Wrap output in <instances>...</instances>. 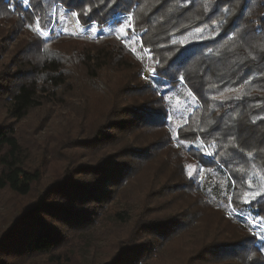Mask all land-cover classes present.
Here are the masks:
<instances>
[{
	"label": "trees",
	"instance_id": "1",
	"mask_svg": "<svg viewBox=\"0 0 264 264\" xmlns=\"http://www.w3.org/2000/svg\"><path fill=\"white\" fill-rule=\"evenodd\" d=\"M30 1L40 19L46 17L49 7L54 3L63 2L77 9L79 13H87V15H81L85 22L97 21L100 24H108L112 32L115 27H123L127 24V19L117 18L119 15L133 13L135 32L143 37L150 52L163 54L164 62H160L161 66L156 69L157 73L154 71L158 77L153 78L166 81L171 87L179 84L192 97H195V103L198 102L195 116L201 115L203 119L212 113L216 115L217 110L214 107L211 110L210 104L215 106L214 98L220 94L219 88L233 86L237 92L241 93L242 100L235 105H242L244 108L241 110L245 115L236 120V126L234 128L231 126V129L222 115L219 116L216 124V129L223 127L234 136V138L231 136L233 147H229L227 153L229 156L219 159V155H205L203 156L206 158L205 164L211 162L212 166H217V170L226 176V171H232L237 163L250 165L254 162L255 156L264 154V129H260L261 126L264 128V120L253 119L256 109L260 107L261 110L264 105V0H255L256 3L254 0H240L239 4H237L239 0H234L231 1L232 5L224 2L211 12H205L206 8L199 6L196 9L200 17L202 16L201 19L206 22L204 26L209 25L219 34L215 39L209 40L210 42L188 46L169 44L168 35H166L167 24L190 9H194L191 5L194 1H200L202 5L204 0H192L189 4L180 3L179 0L174 3L172 0H151L152 3L149 8L147 7V11L145 0ZM11 5V0H0V8L8 16H14L16 13L12 11ZM18 9L24 10L22 5H19ZM23 12L24 15H18L17 20L21 25L25 19L30 20L28 11ZM167 14L171 16L167 18ZM103 38L102 41L116 40L113 34H105ZM117 40L120 39L117 37ZM134 42L139 45L137 38H134ZM162 42L164 45L157 48L156 45ZM112 48V51H100L97 54L98 58L94 61L99 64L101 61L100 65H102V61L108 63L117 59L122 60L123 55L133 59L134 53L127 50L122 43L117 41ZM207 48L210 49V54L205 53ZM18 50L20 51V48ZM88 67L91 69L90 63ZM61 68L57 59L45 61L40 65L34 64L32 71L36 72L37 76L31 81H21L12 92H9L10 97L6 105L8 116L18 122L23 120L29 115L31 109L44 104V95L68 84V78ZM181 77H184L183 81ZM3 86L0 83V88ZM151 91L158 93V90L153 88ZM255 103L260 104L254 106ZM229 107L225 110L227 111ZM168 114V110L164 114L159 112L145 114L131 107L121 118L105 123L102 129H98L99 141L105 139L116 143V137H112L111 134L112 130L127 131L136 126L138 121H141V125H146L148 120L164 122ZM223 133H225L224 137L228 135L225 131ZM193 149L199 152L202 150L205 154L204 147L197 149L193 146ZM23 150L17 128L13 125L0 127V195L9 192L12 196L23 200L11 213L9 211L5 220L0 221V229L4 228L0 235V264L18 263L13 259L24 253L28 254L27 259L30 256H46L52 264L72 263L75 252L73 247L80 242V239L86 238L96 227L104 228L102 227L104 208L119 184H123L126 180L125 175L121 176V174L122 167L125 170L128 165H119L117 169H106L101 159L99 164H94L92 167L76 164L72 166L69 173L64 167L62 173H67L66 176L42 186L48 174L46 167L30 164ZM249 152L253 154V157L247 155ZM120 157L131 160L133 155L123 153ZM104 170L108 172V175L104 176ZM112 170H114L113 174ZM172 173L173 171H169L166 177L167 201L164 210H167L168 214H163L162 218L146 217L141 212L146 206L145 203L141 204V210L138 208L132 210L133 207H131L118 210L114 214L115 220L125 224L129 231L123 238L112 240L111 249L116 252L106 264L159 263L160 255L165 250L178 251L179 248L174 243L179 237L186 239L189 254L183 264H264V245L260 244L259 237L244 227L239 220L240 217L228 216L222 209L221 203H229L228 199L233 188L228 178L225 195L224 192H217L218 186L212 192L213 194L198 189L195 192L197 197L195 203L189 202L183 207L181 204L184 198L183 191H186L187 197L194 193L188 187L184 189L179 186V182H173L170 179ZM72 174L83 177L82 181H74ZM84 177L89 180L86 182ZM118 177L119 184L111 190V185L116 184ZM237 179L239 180L236 178V181ZM237 187L239 184L236 186L235 194L233 193L232 202L241 207L242 205H239L236 200ZM35 191H38V194L34 193ZM56 193L61 194L62 197L59 198L65 197L71 200L68 202H75L77 205L72 207L74 203H70L64 206L52 201L51 198ZM213 195L217 196L214 200L211 199ZM253 203L252 208L246 211L264 223V197L259 204ZM170 209L172 211H169ZM41 213L44 216L61 219L60 225L66 226L68 221L69 229L61 233V229L48 227L46 224L48 221L41 218ZM113 229L111 227L102 231L103 238L110 235ZM194 229L199 231L202 239L197 236V232L194 233ZM210 229L211 235H209ZM8 258H13L11 259L13 261Z\"/></svg>",
	"mask_w": 264,
	"mask_h": 264
},
{
	"label": "rangeland",
	"instance_id": "2",
	"mask_svg": "<svg viewBox=\"0 0 264 264\" xmlns=\"http://www.w3.org/2000/svg\"><path fill=\"white\" fill-rule=\"evenodd\" d=\"M11 1V9L16 12L14 16L6 15L0 8V83L4 85L0 88V127L10 125L16 127L23 144L24 156L28 158L27 161L30 164L46 167L48 174L42 186L54 179L66 176L67 173H62L64 167L69 173L72 166L76 164L92 167L94 164H99L101 159L106 169L128 165L125 170L122 167L121 176L124 174L126 177L124 183L119 184L118 177L116 184L111 185L112 190L119 184L104 208L105 215L102 224L104 228L96 227L86 238H81L80 242L73 247L75 250L72 256L73 262L67 264H78L79 260L80 264H106L110 261V257L116 252L111 249L112 240L123 238L129 231L125 224L115 220L114 214L118 210L131 207H133L132 210L136 208L141 210V204L145 203L146 206L141 212L146 217L162 218L163 214H168L164 207L167 201L166 177L169 171H173L170 177L173 182H179V186L184 189L188 187L194 193L187 197L186 191H183L184 198L181 201L183 207L189 202L195 203L197 198L195 192L198 189L212 193L218 186L217 192H224L225 195L228 180H230L233 187L230 197H233L236 186L239 184L236 200L242 206L238 207L232 200L230 203L228 199V204L221 203L222 209L228 216L240 217L239 220L244 227L256 234L261 240L260 244L264 245V238H262L264 237V223L248 212L253 202L259 204L264 196L256 197L251 204L243 202L245 199H251L245 195L246 193L264 190V154L255 156L254 162L250 165L237 163L232 171H226L225 176L217 170V166H212L211 162L205 164L206 158L203 157L205 154L202 150L199 152L189 147V145L202 143L205 152L213 153V156L219 155V159L229 156L227 153L229 147H233L231 138L234 136L223 127L216 129V124L219 116L222 115L231 129V126L232 128L236 126V120L245 115L241 110L244 107L240 104L235 105L242 100L240 92H237L233 86L219 88L220 94L214 98L215 106L210 104L211 110L213 107L217 110L216 115L212 113L202 119L201 115H194L198 105V102L195 103V97H192L181 85L176 84L171 87L166 81L156 79L157 82L153 78L158 77L156 69L160 68V62H164L163 54L150 52L143 37L135 32L133 13L117 17L127 19V24L134 26L130 31L127 30L128 35L134 31V37L127 41L119 38L122 41L120 42L117 37L124 35L119 32L121 27H115L112 32L108 24H100L97 21L85 22L81 16L77 20V17L72 15V12L79 13L77 9L63 2H56L49 7L46 17L44 16L40 23V28L48 31L49 35L41 36L33 31L37 27L36 18L39 16L32 2L30 0L27 3L25 0ZM176 1L178 0H172V3ZM191 1L179 0L180 3L185 2V4ZM231 1L234 0H204L202 5L200 1L191 3L194 9L168 22L166 35H168L169 44L188 46L215 39L219 32L210 28L209 25L204 26L206 22L201 19L202 16L200 17L197 9L202 6L206 8L205 12H211L221 3L227 2L232 5ZM145 2L147 11V7L149 8L152 2L151 0H145ZM254 2L256 3L255 0ZM239 3L240 0L237 1V4ZM19 5H22L23 11H28L30 15V20L25 19L22 25L17 21L18 15H24L23 11H19ZM129 15L133 18L131 21L128 20ZM166 16L169 18L171 14ZM93 24L95 30H92ZM64 29L67 31H63ZM105 34H113L116 40L102 41ZM134 38L138 39L139 45L134 42ZM117 41L134 53L133 59L123 55L122 60L117 59L110 62L107 59L108 63L102 61V65H100L101 61L100 64L94 61L98 58L97 54L100 51H112V46ZM163 45L162 42L156 46L160 48ZM209 52L210 49L207 48L205 53ZM215 55L219 54L215 53ZM53 59H57L61 64V70L68 78V84L53 89V93L44 95V104L31 109L29 115L23 120L18 122L9 117L6 106L10 97L9 92H12L21 81H31L37 76V73L32 71L34 64L40 65ZM153 69L156 73L152 71ZM38 75L41 76V74ZM152 88L158 90L159 94L152 92ZM260 103L253 105L258 106ZM131 107L145 114L147 112L164 114L166 110L169 114L164 122L148 120L146 125H141V121L137 120L136 126L127 131L112 130L111 134L112 137H116V143L105 139L99 141L98 129H102L105 123L121 118ZM256 110L254 120L264 117V105L261 110L260 107ZM180 125H183L182 129L178 127ZM262 127L260 129H264ZM224 131L228 134L225 137ZM123 153H131L133 158L130 160L120 157ZM249 157H253V154ZM186 165L202 168L203 172L196 174L194 179H190L187 172L191 169L186 168ZM105 170L103 171L104 176L108 175ZM113 172L114 170L112 174ZM71 177L74 181H82L83 178L75 174ZM236 178L239 180L236 181ZM84 179L86 182L89 180L87 177ZM249 182H251V187H249ZM34 193L38 194V191ZM59 197H62L61 194L56 193L51 200L64 206L74 203L72 207H75V202H68L71 200ZM216 198V195L211 197L213 200ZM22 201L9 192L2 193L0 195V221L5 220L9 211L11 213ZM40 216L48 221L46 222L48 227L61 229V233L69 229L68 221L64 226L60 225L61 219L44 216L42 213ZM251 219L260 220V225L253 226L250 223ZM113 221L116 223L112 224ZM111 227L114 228L113 231L103 238L102 231ZM0 231L1 235L4 228ZM193 231L197 232V236L202 239L197 229ZM211 234L210 229L209 235ZM186 243L185 238L179 237L174 243L178 246V251L165 250L160 255L159 263L156 262V264H183L189 255ZM27 255L24 253L16 259L8 258V260H17L18 263L15 264H52L46 256H30L27 259Z\"/></svg>",
	"mask_w": 264,
	"mask_h": 264
},
{
	"label": "snow or ice",
	"instance_id": "3",
	"mask_svg": "<svg viewBox=\"0 0 264 264\" xmlns=\"http://www.w3.org/2000/svg\"><path fill=\"white\" fill-rule=\"evenodd\" d=\"M27 2H28V0H25V3H27ZM72 15L74 17H77V20H79V17L81 15H87V13L72 12ZM132 19H133L132 16L129 15L128 16V20L131 21ZM40 23H41V19L39 17H37L36 18L37 27L34 28L33 31H35L37 33V35L48 36L49 35V32L48 31H45V30H42L40 28ZM29 27H31V25H29ZM133 28H134V26L132 24H125L123 27H121L119 29V32L120 33H123L124 35L123 36H120L118 38L124 39L125 41L131 40L133 38V36H134V31L132 32V35H128L127 34V30L128 29H133ZM92 30H95L94 24H93V29ZM63 31L66 32L67 29H64ZM201 34H202V31H201ZM133 51H134V49H133ZM152 71L154 72L155 70L153 69ZM183 80H184V77H181V81H183ZM260 119L264 120V117H260ZM178 127L182 129L183 128V125H180ZM181 143H183V142H181ZM193 146L196 147L197 149H203V147H204V145L202 143L201 144H196V145H189V147H193ZM205 155H213V153L205 152ZM247 155L248 156H252V153L249 152V153H247ZM186 168L191 169L190 171L187 172V175H188V177L190 179H194L196 174H199V173L203 172V169L202 168H196L193 165H186ZM249 187H251V182H249ZM245 195L248 196V197H251V199H245L243 202L246 203V204H251L256 197L264 196V190H262L260 192H248ZM231 200H232V197L229 196V202L230 203H231ZM250 223L253 226H259L260 223H261V221L258 220V219H251L250 220ZM262 238H264V237H262Z\"/></svg>",
	"mask_w": 264,
	"mask_h": 264
}]
</instances>
